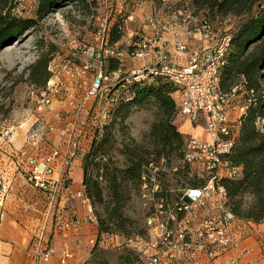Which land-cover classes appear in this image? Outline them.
Masks as SVG:
<instances>
[{"label": "built area", "instance_id": "2783aa9c", "mask_svg": "<svg viewBox=\"0 0 264 264\" xmlns=\"http://www.w3.org/2000/svg\"><path fill=\"white\" fill-rule=\"evenodd\" d=\"M132 18L133 15L128 16V19ZM197 19L198 17L188 12L185 21L189 23ZM144 21L152 27V34L140 35L134 42L133 50L119 44L109 45L110 28L107 23L99 31L100 44L96 49L93 46L89 48L94 65L90 70L91 79L81 82L85 89L82 101L75 100L71 95L65 96L62 89L68 85L71 70L81 69L86 80L85 76L90 75L87 71L89 66L81 68L62 60L49 64L51 79L46 87L38 89L40 98L34 109L38 117L27 128L26 141L22 148L12 152L13 154L10 153L15 168L24 172L34 187L46 192L49 200L48 216L35 236L24 264H49L52 258H56L58 264H76L68 236L78 227V223L56 214L51 226L50 215L61 190L70 189L69 170L76 159L79 137L86 126L92 125L101 130L110 120L111 110L118 102L117 93L113 96L109 94L112 87L120 85L124 88L133 81H151L153 76H161L172 83L179 115L186 117L193 128H200L201 134L190 133L185 142L184 160L198 174L197 183H188L178 190L176 197L170 199L161 194L162 187L159 182H150L145 174L142 176L141 197L148 204L145 223L150 247L154 250L148 256L143 254L142 262L243 264L241 257L233 253L238 247L234 225L239 219L228 206L222 179H238L243 174L242 167L233 164L230 155L240 130L241 117L246 112V104L250 103L253 91H248L243 84L235 85L229 92H222L219 88L220 74L226 63L231 35L224 31L214 45L196 47L186 64L181 65L174 60L173 53H185L189 47L188 43L180 38L179 34H176L170 43L165 38V33L169 28L182 29L185 24L177 23L176 19L167 21L158 13L145 17ZM184 28L200 40L212 35V27L204 22ZM128 36H135V33H128ZM125 43L129 44L130 41ZM107 56L120 60L129 59L133 64L132 68L128 69L130 72L126 74L127 72L123 71L125 68L119 67L106 73L103 65ZM139 59H148L149 62L137 67L135 60ZM107 82L109 83L106 84ZM247 91L251 96L244 102L242 98ZM61 94L68 98L67 103L70 106L76 101L77 111L66 109L61 113L50 107L54 98ZM103 94L107 96V104L100 106L99 113L92 115L86 123L81 117L86 101ZM45 113L53 114L54 120H46L43 117ZM257 126L264 128V117L257 120ZM14 129V125L7 127L4 135L7 143L12 140ZM52 132L60 137L57 143L52 141ZM0 186L1 191L6 193L7 184L2 179ZM75 195L90 205L84 191L81 190ZM93 219L96 222L95 216ZM50 228L61 240L60 245L47 244Z\"/></svg>", "mask_w": 264, "mask_h": 264}, {"label": "rangeland", "instance_id": "374dc122", "mask_svg": "<svg viewBox=\"0 0 264 264\" xmlns=\"http://www.w3.org/2000/svg\"><path fill=\"white\" fill-rule=\"evenodd\" d=\"M96 1L97 6H92L90 9H85L82 5L64 4L40 19L38 24L29 29L19 40L11 42L14 39L12 38L11 41L7 42L11 44L0 48V179L7 184L6 193L1 191L0 186V264H4L5 262L24 264L27 253L35 241L36 234L39 232L37 230V219L33 217V212L37 213V188L29 181L24 172H20L15 168L13 165V156L11 155L13 154L12 152L18 150L20 147L22 148L23 145H17L18 138L26 133L27 128L38 117L34 109L40 96L38 95L39 90L37 85L30 78L32 65L43 54L53 56L51 62H59L61 60L69 61L76 66H81V68L82 66L88 65L89 69L87 71H89L88 73L90 75L85 76L87 78L86 80L84 79L85 73L81 69L80 71L71 70L68 77L69 80L67 81L68 85L62 89L65 96L71 95L75 100L82 101L85 89L81 85V82H87L91 79L92 71L90 70H92L94 65V60L90 57L89 48L93 46L96 49L100 44L101 38L99 31L103 29L106 23L111 28L115 22L122 21L125 37L127 32L132 29L131 27H135V22L132 19H128L127 15L134 16L131 13L135 11L133 5L136 0H122L124 8H121L120 11L117 5L119 0ZM153 2L155 3L154 8L152 7L150 9L151 11L145 16L146 18L158 13L165 17V20L172 21L176 19L177 23L185 24L188 28L201 23L203 19L198 14L193 13L194 9L189 3L181 4L179 1L167 0H153ZM8 4L13 8V15L22 18H36L37 0H10ZM162 7L165 8L163 12ZM155 9L158 11H154ZM178 10L182 14H179L180 12ZM188 12L192 16L198 17L197 21L187 23L185 20ZM171 16L173 17L171 18ZM242 20L237 17H228L222 19V22H214L213 26L217 30H212L211 36L203 38V41H197V44L194 42L190 46L197 47L200 44L201 46L214 45L220 39V36L224 32L223 30L235 29ZM184 27L182 29L176 28V30L182 32ZM174 29L169 28L168 30L174 32ZM179 36L187 41L189 46L192 39H188L187 33L179 34ZM127 39L131 44L133 43V36L127 37ZM122 44V46H129L125 41ZM132 65L129 59L126 60L123 71L125 70V73L127 72L126 74H128L130 72L128 69H131ZM65 96L63 94L56 96L50 107L61 113H64L66 109H74L77 111L76 101L73 106H70L67 103L68 98ZM106 99L107 96L103 94L86 101L85 108L81 112V117H83L86 123H88L92 115L96 114V112L99 113L101 108L99 110L98 108L100 106L103 107V105L107 104ZM233 115V118H235V114ZM70 116L71 114H69ZM43 117L49 121L54 120V115L51 113H45ZM157 118L158 109L151 107L134 111L123 125L119 124V119H116V121L112 119L114 122L116 141L110 154L118 166L123 167L125 162V156L121 152L123 145L132 140L143 142L147 133L150 131L151 125ZM179 119L180 117L177 116L175 121ZM11 125L15 126L14 135L11 137L12 140L7 143L4 135L7 127ZM85 128V131L79 137L80 142L75 158L82 159L90 148V142L94 139L96 128L92 125L89 127L86 126ZM177 128L179 131L183 130L181 128H184V124L177 126ZM59 139L60 137L55 132H52V141L57 143ZM82 139L88 141L86 144L87 147L89 146L88 149ZM176 166L178 165L175 164L174 160L170 164L166 158L161 159L158 163L153 161L148 166L150 182H159L163 188L169 189L171 196H173L172 198L177 195L178 190L183 188L181 184L185 181L182 175L177 174ZM189 180L192 183H197L198 180V174L191 166ZM80 191L81 189L75 191V193ZM245 200L251 201L252 197L246 195ZM6 202L14 203V207L13 209L11 208L10 212L6 208ZM47 202V208H49V201ZM89 203L90 205L87 204L90 208L92 207V212H88V215H91L88 217V221H93V216H95L94 212L96 214L97 212L102 213L103 207L99 203L95 205L90 201ZM47 212H49V209ZM147 212L148 204H146V200L142 199L138 190H134L131 200L126 204L125 214L133 220L137 228L135 229L136 232L144 228ZM56 214L54 212L53 216ZM247 222L251 221L241 219L236 221L234 232L237 239L243 233L242 231H247L252 228ZM93 231L95 229H90V234H93V236L88 240L86 245H84L82 237L79 238L81 242H78V244L84 247L80 252L79 264H120L121 256L130 252H142L140 262L138 261L136 264H143L142 255L147 254L146 256H148L154 252L153 248L150 247L147 229L143 235L133 233L129 237L119 234H103L99 243H95L96 237ZM92 239L93 242H91ZM9 251L11 253H7ZM14 252H17V254L11 260L10 258ZM233 253L239 255L237 251ZM240 257L242 258L243 255Z\"/></svg>", "mask_w": 264, "mask_h": 264}, {"label": "trees", "instance_id": "16d2710c", "mask_svg": "<svg viewBox=\"0 0 264 264\" xmlns=\"http://www.w3.org/2000/svg\"><path fill=\"white\" fill-rule=\"evenodd\" d=\"M9 1L0 0V48L12 38L19 40L40 19L64 4L82 5L85 9L97 6L96 0H37L36 18H22L12 14ZM191 4L193 13L203 18L201 22L210 24L212 30H217L214 22L222 19H243L235 29L223 30L231 35V39L219 88L222 92H229L235 85L243 84L248 91H253V96L246 104L247 109L241 117L240 130L230 155L232 163L242 167L243 174L238 179L224 178L222 183L226 188L228 206L235 216L239 220L261 223L264 221V128L257 126V120L264 117V0H192ZM123 37L122 21H117L109 30V45L119 44L133 50L139 36H134L129 46H122ZM52 60L53 56L43 54L32 65L30 78L38 89L46 87L51 79L48 67ZM126 60L107 56L104 71L108 73L119 67L125 68ZM248 91L242 98L244 102L251 96ZM174 92L172 83L161 76H153L151 81H133L124 88L117 85L110 89V96L117 93L118 102L111 110L108 123L101 130L96 129L90 148L82 157L84 194L91 203H99L103 207L102 213L94 212L95 243H99L103 234L129 237L133 233L143 235L146 232L145 222L143 229L135 231L137 228L133 220L126 216L125 207L134 190L141 195L142 176L145 174L150 179L148 166L153 161L158 163L166 158L172 164L174 160L178 165L177 174L185 178L181 186L191 183L190 165L184 160L187 135L179 131L175 124L179 108ZM151 107L158 109V118L143 142L132 140L123 145L121 152L125 162L123 167L118 166L110 154L116 141L112 119H119V124L123 125L134 111ZM161 194L173 197L170 190L163 187ZM246 195L252 200L246 201ZM47 244L50 245V237ZM141 253L124 254L120 264L140 262Z\"/></svg>", "mask_w": 264, "mask_h": 264}, {"label": "crops", "instance_id": "0c3cea01", "mask_svg": "<svg viewBox=\"0 0 264 264\" xmlns=\"http://www.w3.org/2000/svg\"><path fill=\"white\" fill-rule=\"evenodd\" d=\"M136 2L133 5V7L135 8V11L134 12L132 11L131 13V14H134L132 21L135 22V25H134L135 27H131L132 29H130L125 35V37L122 38L123 40L121 39V42L129 41L127 39V37H130L128 36V33H131V34L135 33V36L136 35L138 36L148 35L149 36L152 33V27L150 25L148 26L144 20H145V16H147V14L151 11L150 9H152V7L154 8L155 3L153 2V0H136ZM191 2L192 0H183L180 3L181 4L183 3L191 4ZM117 5L119 6V11L121 10V8H124L122 4V0H119L117 2ZM164 9L165 8L162 7V12L164 11ZM154 11L157 12L158 10L155 9ZM128 16H130V14L127 15V17ZM185 32L187 33L188 39L189 38L190 40L192 39L191 43H189L188 50L185 53H180V54L173 53L174 60L181 65L186 64L192 50L196 48V46H190V44L193 45L194 42L197 44L198 43L197 41H199L200 39L194 36L193 34H190V33L188 34L187 28H184L182 32L177 31L175 28L174 32L171 30H168L165 33V38L170 43H172L176 34H182V33L184 34ZM201 40L203 41V39ZM148 62H149L148 59H139L137 60V62H135V64L137 67H139ZM178 117H180V119L175 121V124L177 126L184 124V128H181L183 130H180L183 134H186V135L190 133L197 134V135L201 134L200 128H193L190 121L186 117L180 116V115ZM186 121L189 122V126H188V122ZM25 141H26V134L18 138L17 145L18 146L24 145ZM82 141L83 143H85V146L88 149L89 146L91 145V142L89 146L87 147L86 144L88 141L86 139H82ZM69 176L71 179V181L68 182L70 191L63 189L61 193L59 194V198L56 201L57 202L56 206H54L53 213L50 215V218H51L50 224L51 226L53 225L52 220L54 222V219H53L54 212H56L57 214L60 213V215L65 219L78 223V227H76L75 229L71 231V233L68 236V239L75 253V263L79 264L80 252L82 248H84L80 246L81 244L80 245L78 244V242H81V239L79 238L82 237L83 243L84 245H86L88 240L93 236V234H90V229L94 230V227H95V221H88V217L91 216L90 214L88 215V212H90V207L88 206L86 202L76 197L75 195V191L80 190V189L83 191L82 159L80 158L74 159L73 164L69 170ZM47 201L49 200H48L46 192L37 188V213L33 212V217H36L37 219V230L38 231L41 230L42 227H39V226H43L48 216L47 210L49 208H47V205H48ZM6 203H7L6 208L10 212L11 208L13 209L14 207V203L13 202H6ZM44 211L45 213H43L44 214L43 216L42 212ZM247 223L251 225L252 228L250 227L251 229L247 231H242L243 233L239 235L240 236L238 238L239 244H238V248L236 249V251L239 253L240 256L243 255V257L241 258L242 259L241 261L243 264H264V222L262 223L247 222ZM48 234H49L48 236H50L51 246H54L55 244H57L56 246L60 245L61 240L58 238L56 234L53 233L52 228L49 229ZM7 253H11V252L9 251ZM16 254L17 252H14L10 259L12 260ZM4 264H18V263L17 262H12V263L5 262ZM49 264H58L57 259L52 258Z\"/></svg>", "mask_w": 264, "mask_h": 264}, {"label": "water", "instance_id": "95a60500", "mask_svg": "<svg viewBox=\"0 0 264 264\" xmlns=\"http://www.w3.org/2000/svg\"><path fill=\"white\" fill-rule=\"evenodd\" d=\"M15 40H17L16 38H14L11 42H13V41H15ZM8 44H11V43H7L6 45H8ZM5 46V45H4Z\"/></svg>", "mask_w": 264, "mask_h": 264}, {"label": "bare ground", "instance_id": "6f19581e", "mask_svg": "<svg viewBox=\"0 0 264 264\" xmlns=\"http://www.w3.org/2000/svg\"><path fill=\"white\" fill-rule=\"evenodd\" d=\"M17 44V43H16Z\"/></svg>", "mask_w": 264, "mask_h": 264}]
</instances>
